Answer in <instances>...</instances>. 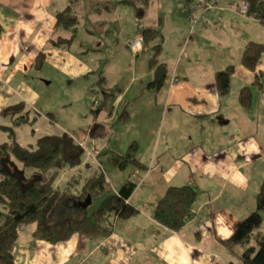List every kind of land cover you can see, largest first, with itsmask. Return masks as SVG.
Instances as JSON below:
<instances>
[{"label":"crops","instance_id":"1","mask_svg":"<svg viewBox=\"0 0 264 264\" xmlns=\"http://www.w3.org/2000/svg\"><path fill=\"white\" fill-rule=\"evenodd\" d=\"M85 2L87 11L97 17L93 20V24L97 23L98 25L97 31L102 34L108 33L107 35L112 37V39L109 38L105 41L104 37L99 34L97 45L99 46L97 50L99 54L96 58H100L93 62L91 67L83 68L87 72L98 71L96 72L98 79L94 83H97L96 86H99V89H89L102 98V101L98 98L100 107L97 109L96 117H93L90 122L88 121V130L91 132L92 129H95L97 136L103 138L107 129L116 132L114 136L111 134V137L114 138L115 148L109 146L107 140V142L104 140L99 141L102 152L103 150L106 151L105 149L108 146L111 147L109 149L117 153H120L121 149L124 148H126V152L132 142L136 144L137 148L142 144V141L147 148L150 145L156 146L154 138L157 132L162 135L164 126H166L167 132H170L168 126L174 120L171 116L172 107L170 105L178 106L181 110L180 118H176L179 121L177 122L178 129L175 132L178 133L180 129L185 131L182 136L188 141L182 144L183 147L201 148L200 143L196 142V139H198L197 126H200V130L204 132L207 130V126L211 124L213 131H215L216 126H222L230 121V119L226 120L225 115L219 112L222 99L219 96L217 83L200 78L199 82L194 84L189 76H186L185 69L189 65L191 57H193V60L199 59L197 57L200 53L198 48H185V46H182L179 51V53H183L185 58L183 62L185 66L182 70V73L184 71L185 74L181 76L178 72L170 75L167 73L158 92L147 88V83L153 78V70H151L152 67L149 63L151 48L154 44H159L160 51V47L163 45V37L165 35L173 36L176 32L183 40L185 39L184 41L188 39L191 44L206 39L220 48L221 55H223V50L226 49L228 56H230V58L225 59L227 66L232 65L234 68L237 66L236 69L242 72L243 65L240 57L244 45L249 41H258L249 39L248 25L250 22L257 21L260 23V21L257 19L255 21L254 17L247 14L245 16L240 13V15L238 13L229 14L225 10L221 15L226 14L229 21V30H220L218 28L219 14L214 13V11L211 13L210 10L209 15L203 18L202 24L192 28L187 19L184 3L178 2L176 17L172 18L169 12L164 22L163 12H158V15L156 9L152 13L147 12L148 8L152 7L150 2L142 17L143 19L147 18L148 23L143 25L136 21L135 9L130 5L118 2V0L101 1L103 9L97 11H94L93 8L89 9L88 0H85ZM68 3L65 0H61L60 3L56 0H0V117L5 114V116L9 115L11 120L13 119V114L3 112L6 107L14 104L15 101L13 100H17L15 103L22 101L24 103L23 110L33 109L39 101V92L33 83L35 79L33 73H39L47 59H55L53 57L55 55L60 57L63 55L61 52L66 50L54 47L52 40L54 42L57 35L66 37L70 33V30L56 27V13L64 9ZM111 20H119L116 31L113 30V26L109 22ZM131 21L136 22L137 29L133 31V36L129 37L126 27ZM231 25L236 27L235 31L230 29ZM243 25L246 28L244 31L242 29ZM144 26H151L157 33L156 37L145 48L141 40V29ZM212 34L213 38H211ZM114 36L116 37L113 38ZM150 44H152L151 47ZM141 52L148 53L149 58L148 56L145 57L148 58V63L146 59L140 57ZM158 53L157 57L160 60L158 62L167 65L163 58H159ZM200 55L204 57L205 50ZM38 57H41V60ZM238 58L239 62L237 63ZM36 62H39V68L35 67ZM200 63L202 64V62ZM222 64L220 63V66L215 68L217 69L215 75L217 71L223 70L220 69L223 67ZM100 65L106 66L101 68ZM242 73L248 77V70ZM139 80L140 83H137ZM136 88L141 90V95L134 92ZM94 100L97 101V99ZM110 105L111 107H109ZM175 113H173V116L178 117L179 115H175ZM16 119L15 122L18 120ZM22 119L20 118L19 121H24ZM242 122L243 119L241 118ZM130 126L134 128V131L129 134L128 139L132 138V140L128 143L129 145L126 144L128 140L126 143L124 142L123 147L119 150L117 145H120L122 140L120 134L128 133L126 131L129 130ZM161 137L164 143L163 150L167 152L170 149L172 140L169 134ZM241 143L247 149H231L229 151L230 160H219L218 165L220 167L231 166L234 161L236 162V154L239 152L241 154L243 152L247 153L251 145H257L255 139L251 136L242 140ZM137 152L139 151L136 149V157H134L137 162L143 164L144 170L142 175L136 179V187L128 198V201L138 209L136 214L128 218L115 219L112 232L105 238L81 239L80 235L75 233V237L71 235L64 241L65 244H61L63 241L60 240L49 242L34 238L32 228L23 226L18 233L13 248V264H214V251L205 248L195 239L197 237L200 239L207 237L211 230H215L216 234L221 233V237H216L217 239L227 238L228 230L220 228L222 211L218 210L212 213L210 219L197 224L193 227L191 234L180 233L181 228L178 231L170 230L157 222L151 216L152 210L171 183L165 184L162 179L158 178V181L162 180V184L159 188L152 189L151 209H145V206H136L132 202L133 194L140 188L141 182L147 180L153 168L151 165H146L140 157L137 158ZM108 157V154L103 155V158ZM181 157V162H188L190 166L194 167H201L202 162L210 160L207 156L184 155L170 159L168 155L156 162H161L163 165H172L171 161H177ZM155 159L156 155L154 154L148 161L151 164L154 163ZM86 168V175H82L81 169H77L68 177L77 173L80 177L88 176L91 167ZM74 170L75 168H73ZM223 178H221V181ZM140 179H143V181H140ZM126 180L127 178L120 184L112 185L111 191H117L119 186ZM98 199L93 201L96 202ZM72 204L73 202L69 201L68 205ZM204 205L205 202L198 206H195V202L193 203L192 212L183 227L187 226L188 228L190 223L196 222L195 215L202 211ZM188 235H192V237ZM87 240L92 242L87 243ZM56 244H60L58 246L61 247L59 250L57 248L58 252L50 251L55 248ZM65 253L67 255H64ZM64 260H66L65 263Z\"/></svg>","mask_w":264,"mask_h":264},{"label":"rangeland","instance_id":"2","mask_svg":"<svg viewBox=\"0 0 264 264\" xmlns=\"http://www.w3.org/2000/svg\"><path fill=\"white\" fill-rule=\"evenodd\" d=\"M56 1L58 3L61 2V0ZM99 1L101 2L103 0ZM182 1L183 0H151L152 7L148 8L147 12L152 13L154 9H156L157 15L158 12H163V20L165 22L169 12L172 18L176 17L178 2ZM65 2L68 3L69 0H65ZM205 2L207 5H211V13L214 11V13L219 14L218 18L220 19L218 28L220 30H229V21L226 14L221 15L225 10H227L228 12L226 13L229 14L240 13L243 16L246 14L240 12L242 0H205ZM97 6L100 5L97 4L95 6L96 9H99ZM101 9H103V7H101ZM73 10L78 13L80 21L77 26L76 36L70 47L63 50L64 52H61L63 53L62 56L59 57L55 55L53 56L55 59H47L44 63V67L39 73H33L35 77L33 83L35 85L34 87L39 92V101L33 109L23 110L19 108L16 110L15 113H12V120L9 118V115L5 116L4 114L0 117V124L8 125L13 128L12 136L22 145L33 144L39 136L45 134L65 131L80 142L83 148L80 164L73 167L68 165L62 167L53 181L54 186L59 185L61 190L65 189L69 180L68 176L77 169H81L82 175H86V167H91V169L97 168L100 172H104L105 170L104 175L109 185L111 183V187L116 183L120 184L126 178L137 179L142 175V171L138 169L140 167L136 165L132 159L127 161L121 168L110 164L107 158H103V155L110 152L111 149L109 148L111 147L109 146L115 148L114 138L111 137V134L116 135L115 131L105 130L103 138L97 136L95 129H92L90 132L87 128L88 121L90 122L93 117H96L97 109L100 107L98 98L101 101L102 98L89 89H99V86H96L97 83H94V81L98 79V77H96V72L98 71L87 72L84 71L83 68L87 66L91 67L92 63L100 58H96L99 54V51H97L99 48V46H97L99 34L104 37L105 41L109 40V38L112 39V37L108 36V33L102 34L97 31V23L93 24V20L97 19V17L95 14L87 11L85 0H78ZM209 13L207 15H209ZM136 21L143 25L148 23L147 18L143 19L141 16H138ZM109 22L112 24L113 30L116 31L119 20H111ZM135 23L136 22L131 21L126 27V31L129 32V37L133 36V31L137 29ZM230 29L235 31L236 27L231 25ZM242 29L243 31L246 29L244 25ZM91 31L94 32L92 33ZM176 33L170 37L168 35L163 37V45L160 47L158 53L159 58H163L167 63V73L170 75L174 72H178L181 76L185 74L184 71L182 73L185 66L183 64L185 58L183 53L181 54L179 51L182 49V46H185V48L193 47L198 48L200 53L205 50V56L201 57L199 53L197 56L199 59L193 60V57H191L189 65L185 69L186 76H189L194 84L198 83L200 78L209 80L208 82H210V80L216 82L215 70L217 69L215 68H218V66H220L219 64H222V62L223 67L220 69H226L228 67L225 59L230 58V56H228L226 49L223 50V55H221L220 48L215 43L203 39L199 41V43L193 42L191 44L188 39L184 41L185 39L183 40L182 37ZM248 33L249 39L258 40L257 42H261L264 46L263 23L257 21L253 23L250 22L248 25ZM213 34L211 38H213ZM129 40L131 41V39ZM180 44L182 45L179 47L178 45ZM151 45L152 44H150V47ZM146 56H148L147 52L140 53V57L146 59L148 63L149 56L145 58ZM158 61L160 60L158 59ZM200 62H202V64ZM236 62H239V58ZM102 66L106 65H100L101 68ZM236 68L237 66L230 72L229 89L227 92L220 93V95L218 94L222 99L219 112L223 113L225 119H230V121L222 126H216L215 131H213V126L211 124L207 126V130L204 132L200 130V126H197L200 132L197 130L198 139H196V142L200 143L201 148L196 147L192 149L190 146H182L184 142L188 141V139L182 136L185 131L180 129L178 133L175 132V130L178 129L177 122L179 121L176 118H180L181 110L178 106L172 105H170V107H172L171 116L174 120L171 121L168 126L170 132L168 133L166 126H164L162 135L160 132H157L154 138L156 146L150 145L147 148L142 141V144L137 148L139 151L137 152V158L140 157L145 161L146 165H151L153 168L147 180L141 182L140 188L133 194L132 202H134L136 206H145V209L150 210V202L153 197L152 189L159 188L163 180L165 184H181L193 187L197 192L195 206L205 202L202 211L195 215L196 222L190 223L188 228L187 226L182 227L180 233L191 234L193 227L197 224L210 219L212 213L218 210L222 211L220 228L228 230L227 238L222 240L217 239L221 237V233H217V235L216 232H214L215 230H211L207 237L202 239L197 237L195 239V241H199L205 248L214 251V264H243L241 249L231 240V233L237 222L254 209L256 195L264 179V48L259 57L255 72L243 66L242 72L248 70L247 77L241 70H237ZM151 70L153 69L151 68ZM257 76L258 79L254 81ZM127 78H129V76H127ZM137 83H140V80ZM244 85L249 86L248 93L250 95L249 103L246 105L242 104L240 100V90ZM134 92L141 95V90L139 88L134 89ZM94 99H97V101ZM13 101L16 102L17 100ZM15 102L14 104H17ZM109 107H111V105ZM173 113L179 116L175 117ZM20 118L25 120L19 121ZM241 118L243 119L242 123ZM15 119L17 120L16 122ZM102 124L107 126L104 123ZM133 131L134 128L130 126L129 130L126 131L128 133L123 135L120 134L122 140L120 139L121 144L117 145L119 150L123 147L124 142L126 143L127 140L126 144L131 142L132 138L128 139V136ZM9 133H11V130L7 131L0 128V142L9 140ZM168 134L172 142L170 144V149L166 152L163 150L164 143L161 136H167ZM250 136L255 139L257 145H251L247 153L243 152V154H241L239 152L236 154V162L234 161L231 166L220 167L218 165L219 160H230L229 151L231 149L240 150L242 148L246 150L247 148L242 145L241 141L248 139ZM100 140L108 141L109 146L105 149L106 151L103 150L102 152V149H100ZM125 149L126 148L121 149L122 151L120 153L124 154ZM154 154L156 155V159L154 163L150 164L148 160ZM168 155L170 159L184 155L198 157L207 156L210 160L208 162H202L201 167H194L190 166L188 162H181L180 160L182 157L177 161H171L170 163H172V165H163L161 162H156ZM133 156L136 157V152H134ZM12 160H14L18 166L21 165L20 162L14 158ZM73 168H75L74 171ZM29 171V168L25 169L26 174L29 173ZM222 177L224 178L221 181ZM158 178L162 180L158 181ZM140 181H143V179H140ZM75 195V190H72L64 199L75 202V199H77ZM98 203L99 199L96 202L93 201L91 208H88V210L91 211V209H94ZM27 227L30 228L32 225ZM188 236L192 237V235ZM72 237H75V233L72 234ZM67 239L68 238L60 240L63 241L61 244H65L66 242L64 241ZM90 242L92 241L87 240V243ZM58 245L60 244H56V246H54L55 248L50 251L58 252L59 248H61ZM64 255H67V253ZM65 262L66 260H64V263Z\"/></svg>","mask_w":264,"mask_h":264},{"label":"trees","instance_id":"3","mask_svg":"<svg viewBox=\"0 0 264 264\" xmlns=\"http://www.w3.org/2000/svg\"><path fill=\"white\" fill-rule=\"evenodd\" d=\"M77 1L69 0L70 3L56 13V27L70 30V33L66 37L57 35L54 42L52 40L54 47L68 49L76 36L80 17L73 7ZM150 1L118 0L132 6L137 17L141 18ZM185 1H182L183 5L186 4ZM245 1L246 14L264 24V0ZM97 4L101 9L99 0L87 2L89 9L93 10ZM99 9L95 7L94 11ZM156 34L151 26L141 29L144 48ZM263 48L261 42H247L242 49L241 64L255 72ZM158 51L159 44H154L149 60L153 78L147 83V88L154 92L160 90L167 74L166 64L157 60ZM38 58L41 60V57ZM35 67L39 68V62H36ZM233 68L234 66L229 65L226 69L217 71L216 83L220 93L229 89V75ZM248 87L243 86L240 90V100L245 105L250 100ZM23 104L21 101L9 105L3 112L15 113L23 108ZM0 128L11 130L9 140L0 142V264H13V248L23 226L32 225L33 237L49 242L69 238L74 233L79 234L81 239H98L105 238L112 232L115 219L128 218L138 212L128 201L136 187V178H127L117 191L112 192L104 172L92 168L88 176L80 177L79 173L70 176L64 190L59 185L54 186L53 181L62 167H72L81 162L83 148L70 133L65 131L45 134L39 136L33 144L22 145L12 136L11 127L1 125ZM136 149V144L132 142L124 154L113 150L104 153L109 155L107 159L110 164L122 168L132 159L140 167L138 169L143 171V164L133 156ZM13 158L21 165L18 166ZM26 168L30 169L27 174ZM72 189L76 190L77 199L72 205H68L70 200L64 197ZM196 194V190L188 185L168 186L152 210V218L168 229L178 231L192 212ZM98 197L100 199L97 206L88 210ZM231 240L240 247L243 264H264V179L257 192L254 209L237 222L231 233Z\"/></svg>","mask_w":264,"mask_h":264},{"label":"built area","instance_id":"4","mask_svg":"<svg viewBox=\"0 0 264 264\" xmlns=\"http://www.w3.org/2000/svg\"><path fill=\"white\" fill-rule=\"evenodd\" d=\"M185 10L187 11V19L190 22V27L200 26L203 18L209 13L211 5H207L205 0H186ZM247 2L242 0L240 12L246 13ZM114 136V135H113Z\"/></svg>","mask_w":264,"mask_h":264}]
</instances>
